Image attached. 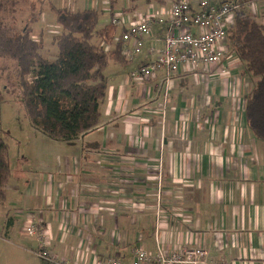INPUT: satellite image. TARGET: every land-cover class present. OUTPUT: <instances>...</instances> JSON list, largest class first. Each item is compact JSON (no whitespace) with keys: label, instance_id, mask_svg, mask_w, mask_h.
<instances>
[{"label":"crops","instance_id":"obj_1","mask_svg":"<svg viewBox=\"0 0 264 264\" xmlns=\"http://www.w3.org/2000/svg\"><path fill=\"white\" fill-rule=\"evenodd\" d=\"M76 4L93 7L87 0ZM255 16L264 21L261 12ZM167 27L154 22L132 60L108 61L95 127L71 143H50L34 153L27 174L14 181L10 175L0 204L3 248L36 254L42 239L76 264H105L110 257L129 264L137 246L150 254L199 246L200 264H264V141L250 131L244 112L255 78L225 38L228 73L180 67L163 102L164 68L143 80L129 73L153 58L146 48L163 46L153 30L167 34ZM31 218L40 229L27 235ZM22 236L29 246L20 244Z\"/></svg>","mask_w":264,"mask_h":264},{"label":"trees","instance_id":"obj_2","mask_svg":"<svg viewBox=\"0 0 264 264\" xmlns=\"http://www.w3.org/2000/svg\"><path fill=\"white\" fill-rule=\"evenodd\" d=\"M6 1L0 0V59L2 68L10 67V71L5 75L6 82L0 83V103L6 95H14L31 126L51 139L71 143L99 122L108 61H128L122 54L123 28L117 32L110 22L102 24L103 11L94 6L70 8L50 3L60 30L53 37L56 54L48 58L41 53L42 41L32 37L31 23L39 20L41 8L36 11L30 7L27 22L16 28L2 23ZM131 1V9H135L138 0ZM234 1L243 5L260 0ZM116 2L108 1V16L115 12ZM226 40L255 78L244 112L250 131L264 141V21L249 11L236 10ZM10 175L8 147L0 136V204Z\"/></svg>","mask_w":264,"mask_h":264},{"label":"built area","instance_id":"obj_3","mask_svg":"<svg viewBox=\"0 0 264 264\" xmlns=\"http://www.w3.org/2000/svg\"><path fill=\"white\" fill-rule=\"evenodd\" d=\"M168 7L162 9V18L152 8L143 14L134 16L132 20L122 10H116L106 21L123 28L121 32L122 54L130 61L143 50L144 39L150 35L154 22H168L167 34L163 38L160 49L146 48L153 58L147 63L132 70L129 76L134 80L147 79L155 74L158 68L165 70V91L163 102L167 101L169 83L178 73L180 67L189 70L199 65L213 67L218 74L228 73L226 60L228 51L222 44L226 38L228 27L232 23L233 13L243 9L253 12L255 2L239 4L234 0H222L214 3L212 0H169ZM261 3V2H260ZM263 10H264V0ZM152 4V3H150ZM196 29V31L193 30ZM164 106L162 113L164 112ZM160 176L157 187V203L155 206V228L157 230L162 218L159 203ZM40 220L31 218L27 221L24 231L27 235L39 233ZM205 251L199 246H186L180 250L165 252L158 248L155 254H150L140 246L135 247L129 264H200ZM36 255L48 264H76L70 260L59 258L40 240ZM105 264H125L118 257H110Z\"/></svg>","mask_w":264,"mask_h":264},{"label":"rangeland","instance_id":"obj_4","mask_svg":"<svg viewBox=\"0 0 264 264\" xmlns=\"http://www.w3.org/2000/svg\"><path fill=\"white\" fill-rule=\"evenodd\" d=\"M77 1L80 0H7V12L6 14H3L2 23L6 26L16 28L22 27L27 22L30 7L34 6L36 11L41 8L42 12L39 16V20L31 23L33 28L32 37L36 40L42 41V55L48 58H53L56 54V46L53 37L58 33L60 27L56 23L55 15L50 9V3L58 6L75 8ZM98 1H100V3H98ZM108 1L109 0H87L86 5L93 3L92 6L101 10L107 9V11H109ZM221 1L222 0H212L214 3H220ZM136 2V8L131 9L133 1L117 0L116 4L119 5L117 6V9H123L122 11L124 14L126 13L127 15L128 13L131 17L143 14L148 8H152L153 11L162 18L167 16L166 11L162 14V9L168 7V1H166V5L164 6L145 3L142 0ZM254 2L256 8L253 10L252 14L255 15V12H257V14L261 12L264 18L262 0ZM36 13L37 12H35V14ZM105 17L108 18L107 12ZM153 31L163 38L166 36L165 32L158 33L155 30ZM2 65L3 62L0 59V83H5V75L10 71V67L7 70L6 68L3 69ZM0 136L4 139L8 147V159L11 170L10 181L17 180L19 177L28 173L36 155L34 153L38 151L44 152L46 151V148L49 147L50 143H56V140L42 134L31 126L25 115L22 104L14 95H6L5 100L0 103ZM3 236L4 234L0 231V264H48L36 256L34 252H25L22 249L19 250L11 245H7L6 248H3ZM20 240H22L20 241V244H23V246H29V242L26 243V241L30 240V238L22 236ZM23 241L25 243H22Z\"/></svg>","mask_w":264,"mask_h":264}]
</instances>
